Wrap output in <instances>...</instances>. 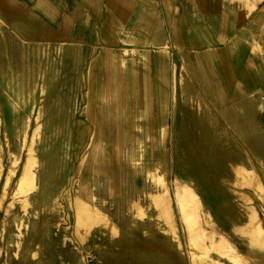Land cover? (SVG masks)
<instances>
[{
	"label": "rangeland",
	"instance_id": "374dc122",
	"mask_svg": "<svg viewBox=\"0 0 264 264\" xmlns=\"http://www.w3.org/2000/svg\"><path fill=\"white\" fill-rule=\"evenodd\" d=\"M13 1L24 4V19L28 25L38 18L47 31L58 32V40L19 38L12 27L18 24V18L0 10V44L10 54L19 53L11 46L14 43L24 44L27 49L40 44L41 78L45 82L44 85L37 77L38 87L32 103L27 91L22 93V98L18 97L15 84L19 72L12 66L4 67L8 82L0 84V150L4 165L0 197L13 160L11 155L20 154L22 164L26 158L22 136L17 135L19 128H14V121L23 115L31 118L27 129L29 143L37 126L35 118L39 110L42 113L40 127L47 117L50 118V127H56L58 118V172L61 171L58 181L63 184L58 188V208L40 211L39 217L35 216L37 210L31 209L26 217L19 208V201L16 202L19 217L24 216V223L30 230H21L19 239L16 224L12 225L5 237V245L1 239V225L5 216H12V212L5 215L11 197L0 206V264H137L133 251L138 249L143 253L150 250L155 238L167 244L181 264H190L172 198L176 182L190 185L199 195L202 216L207 214L210 217V224L205 226L207 232L215 231L216 237H223L240 250L246 264H258L256 257L249 256L251 248L246 238L236 234L234 227L245 222L248 207L256 210L264 226V203L255 191L237 184L234 169L240 167L248 172L254 171L264 185V0H143L142 14L149 16L146 22L140 20L135 11L140 7L131 4L133 0H128L131 5L113 0L111 14L114 18H109L106 13V1H102L100 12L95 14L77 13L76 8L82 6L79 0ZM214 6L224 16L233 17L236 24L240 23L233 34H226L221 16H214ZM242 8L245 11H241ZM76 15L81 20L88 15L98 19L87 23L90 29L82 41L69 38L72 23H77ZM146 29L150 30L149 35L151 29L159 31V44L148 41ZM102 33L104 38H97ZM239 37L242 38L240 44L232 45V41ZM218 55L229 56L232 63L241 62L242 70L251 74L241 73L242 78L254 84L249 86L251 92L246 88V93L241 91L245 85L237 79L231 88L228 87L230 73L233 77L240 72L238 62L235 66L232 64L233 72L228 73L225 62H221L222 67L218 65ZM48 62L54 65L55 77L49 73ZM51 80L55 83L53 90L47 87ZM244 120L254 122L250 133L238 128ZM47 135L48 132L44 137ZM206 135L217 143L221 152L218 153L223 155L222 169L213 181V188L187 173L186 147L193 146L201 162L205 163L202 142ZM80 137L84 139L81 145ZM97 144L117 153L122 169V177L119 173L104 181V193L103 170L96 167L98 150L94 146ZM77 156L84 157L80 170L81 161ZM64 159L67 171H62ZM147 171L165 179L169 186L180 248L171 236L164 233L165 225L148 206L149 201H145L144 187L147 192L151 191ZM83 176L94 200L105 201L106 214L111 215L118 227L116 236L99 225L85 241L77 240L72 210L75 193L70 192L71 180L67 183L66 180L79 178V185L83 187L86 186L81 181ZM127 181L133 185L131 191H139L129 196L132 199H127ZM112 184L117 188L110 190ZM38 194L35 193L32 199H37ZM137 195L146 210L144 220L127 212L130 200L137 201ZM243 196H247L250 202L244 203ZM43 219L48 220V226H40ZM237 220L241 223L234 224ZM34 222L39 223L40 228L36 225L37 231L31 233ZM126 231L135 237H126ZM18 240L20 250L15 246ZM34 253L36 257H32ZM259 253L264 254V249Z\"/></svg>",
	"mask_w": 264,
	"mask_h": 264
},
{
	"label": "bare ground",
	"instance_id": "6f19581e",
	"mask_svg": "<svg viewBox=\"0 0 264 264\" xmlns=\"http://www.w3.org/2000/svg\"><path fill=\"white\" fill-rule=\"evenodd\" d=\"M20 4H21L20 2L14 3V1L12 0H0V9L8 10V12H10V15L12 14V16L18 18L19 20L17 25L12 26L15 34L19 38H23V39L26 38L27 40L43 39L42 34H45V32H47L46 29H44L38 23L28 25V22L25 21L24 19L25 18L24 10L22 9ZM84 27L87 31L90 29V27L88 28V25H84ZM84 36H86L85 33L82 35L77 34L76 37L81 40L84 39L83 38ZM100 37L104 38V34L102 33L100 34V36L99 35L97 36V38ZM11 46H13L14 47L13 49L17 50L19 53L18 54L16 53L10 54V52L7 53L4 50V46L0 44V84H2V82L4 81L8 82L7 72H5V68H4L5 65H8L9 68H11L12 66L19 72V79L17 81V84H15L17 85V90L19 91L18 97L22 98V93L27 91L31 95L28 98H31L32 103H34V93L37 90L36 87H38L37 77L45 85V82L41 78L42 71L39 60L40 44H33V47L30 49L24 47L25 46L24 44L22 46L14 43ZM1 53L4 54V57L1 56ZM111 60L113 59L111 58ZM53 67L54 65L48 62L49 73L53 77H55L56 75L53 70ZM48 81H50V79ZM43 84L42 86L44 87ZM54 84L55 83L52 82V80L51 83L47 84L49 90L52 87H54L53 86ZM110 84H111V78L108 80V86H110ZM41 91L43 92L44 90L41 89ZM0 109H1V104H0ZM24 112H26V110H24L23 113ZM41 114L42 113L39 110L35 118V121L37 122L36 123L37 126L35 127L32 136L30 135L31 139L29 143L27 140V133H28L27 129L30 128L29 126L31 124V118L23 115V117L19 116L18 120L14 121L15 122L14 128H19L17 135L22 136V140H21L22 149L24 148L26 150L25 152L26 158L24 160V163L22 164L21 160L23 158L22 159L20 158L19 156L20 154L18 155L17 153L15 155H11L13 157V160L12 162H10L11 166L8 169L7 176L2 186L0 206L2 207L5 204L4 201H7L8 198L11 197V201H10L11 203L9 204V206L5 211V215L10 214L12 212V216L10 218L5 216V220L1 225V239L4 245L6 240L5 237H7V233L11 231L12 225L16 224L15 228H17V230L19 231L18 234L19 239L20 236L22 235L21 230L23 229L30 230L29 227L24 223L23 220L24 216L19 217L20 215L18 213V209L15 206L16 202L19 201L20 204L19 208L26 217H28L30 209L37 210L35 216L39 217L40 211H42L41 213H43L45 210H49L51 208L56 209V207L58 206V202H57L58 188L63 184L62 182L58 181L59 179L58 177L61 176V171L58 172V141H59L58 136H60L58 135V118L56 121L57 122L56 127H53L52 125H51L52 128L50 127L49 117H47L48 120L46 119L45 122L43 120L44 123L42 127H40L39 121L42 117ZM229 114L231 117H234L231 112ZM253 127H254V122H252L251 120L241 121L238 125V128L244 133H250L253 130ZM47 132L49 136L47 135V137H44V135H46ZM203 137L204 138L202 142V149L204 151L205 163L201 162L200 156L196 152V149L188 143L189 145H187L186 147L187 157H188L187 173L188 176L198 179L199 181H201L202 184L207 185L208 187H212L214 185L213 181L215 180V177H217V175L220 173V169H222L221 162L223 160V155L222 154L220 155L218 153L220 151H218L217 149V143H215L211 138L207 137V135ZM79 142H80L79 145L83 144L84 142L83 137L79 138ZM19 147H21V145ZM94 147H95L94 149L98 150L96 167H100V169L103 170V174H104L103 176L104 179H102L103 193H104L105 191L104 181H106L107 178L109 179L113 178L115 174L118 175L119 173L120 176L122 177V169L118 164L119 157L117 153H114L110 150L107 151L105 150V148H102L99 144L95 145ZM77 159L81 161L80 164L78 163L79 164L78 168L80 170L81 166L83 165L84 157L79 156ZM2 160L3 159L1 157V150H0V182H1L2 174L4 172V165ZM63 162L64 164L62 163V165H64V170L62 169V171H65L67 169L66 168L67 162L65 159L63 160ZM234 173L236 174L237 177V180L235 179L237 184L241 187H246L255 191L259 196V198L261 199V201L264 203V185L262 179H260L254 171L248 172L244 169H241L240 167H236L234 169ZM147 178L148 181L151 182V187H150L151 189L149 188L151 191L147 192L146 188L144 187L143 190L145 195V201L146 200L149 201L148 206L150 208L152 207L155 210L157 219L161 220L165 225L164 233L171 236L172 239L175 240V242H177V245L180 248L181 243L177 233L176 224L173 217V211L171 208V200H170L171 195L168 190L169 186L165 184L164 181L165 179L163 180L160 176L156 175V173L154 172H150L147 175ZM263 179H264V172H263ZM14 180H15V184H14ZM70 180L72 183L70 186L71 187L70 192L73 191L75 193L74 199L72 200V210L74 214V223H75L74 229L77 240L79 242L85 241L86 238L89 236L90 232L99 225L107 228L112 236H116L118 233V227L114 224L111 215L106 214L107 210L104 206L105 201L94 200L95 196L92 197V194L90 193L85 183L86 179L84 176L81 181L86 186L83 187L79 185V178L67 179L66 183ZM130 182L131 181H129L128 183L127 181L125 187V189L127 190V199H132L129 196H132L134 191H136V190L131 191L133 189V185H131ZM116 188L117 187L115 186V184L113 185V187L109 186L110 190ZM37 192H39L37 199L33 200L32 197ZM138 193L139 191H136L134 195ZM172 198H174L173 202H175L179 221L183 229L185 244L187 245L189 252L190 264H205L208 262L209 264H222L221 261H224L223 262L224 264H228V263L246 264L245 259H243V257L239 254L240 250L238 251L237 249H235V247L231 245L223 237L221 236L216 237L217 233H215V231L207 232L205 226L210 224L209 223L210 217L207 214L206 216H202V202L194 188H192L190 185H187L186 183L176 182ZM241 199L244 203L250 202V199L247 196H243L241 197ZM130 201H131L129 203L130 205H128L127 207V212L130 213L132 217L138 218L139 220H144L146 218V213H145L146 210L143 208L144 206H142L143 203H141L142 202L141 199H139L138 197L137 201L136 200L135 201L130 200ZM12 208H14V210H11ZM46 220L43 219L42 221L43 224L40 223V226L43 227L46 226L47 225ZM235 223L240 224L241 220L234 221V224ZM37 224L39 223L34 222L31 233L32 231L33 232L37 231V227L39 226ZM241 225L242 226L239 225L235 226L234 232L238 234L240 237L246 238L247 243L251 248V250L248 251L249 256L256 257L258 259L257 262L258 264H264V254L259 253L264 249V226H263V222L259 218V215L257 214L256 210L253 207H248L247 219L245 220L244 223H241ZM125 233H126L125 234L126 237L128 238L135 237V236L132 237L129 231H126ZM19 241L20 240L17 241L15 246L17 249L20 250L21 244ZM166 245L160 240H157L155 238L153 240L152 248L150 250L143 251V253H140L138 249L133 251L135 262L137 264H181L178 256ZM6 250L8 251V247L6 248ZM154 251H157L155 253H157L160 256L157 257V254H155ZM36 256H37L36 253L32 255V257H36Z\"/></svg>",
	"mask_w": 264,
	"mask_h": 264
},
{
	"label": "crops",
	"instance_id": "0c3cea01",
	"mask_svg": "<svg viewBox=\"0 0 264 264\" xmlns=\"http://www.w3.org/2000/svg\"><path fill=\"white\" fill-rule=\"evenodd\" d=\"M102 1H106V3L108 4V9H107L106 13H109V18H111V17L114 18L113 14H111L112 5L114 4L113 3L114 2L113 0H101V1H98V0H79L80 4L82 6L76 8L77 13H83V12L85 13V12H87L89 14H93V13L95 14L97 12H100V8H101ZM215 1H218V0H215ZM219 2H220V0H219ZM14 3H16V2H14ZM120 3H122L124 5H131V4L138 5L140 8L139 9H135V11H137L139 13L140 20H142L144 22L148 21V17L149 16L147 14H145V15L142 14V8H141V6H142V3H143V0H133L131 2V4L129 3L128 0H120ZM234 4L235 3H233L232 5H234ZM20 5H21V7H23L24 4L23 5L20 4ZM22 9L25 11V7L22 8ZM242 9H241V11H245V8H242ZM0 10L1 11H5V12H8V10H2V9H0ZM212 11L214 13V16L215 15H219L223 19V23L226 25L225 28H224L226 34H228V35L233 34V32H235V30L239 27V24L240 23L239 24H236V21H234V18L233 17L230 19L229 16H224L220 12L221 10H219V8L217 6H214V8L212 9ZM75 18L78 21L76 20L77 23H72V27H73L72 29L73 30L70 32V36H69L70 39H75V38L78 39L76 37L77 34H80V35H82L84 33L87 34V32H86L87 30L85 29L84 25H88L87 23H90L92 20H95V21L98 20L96 17L95 18L89 17V15L82 17V20L83 21L80 19V17H78V15H76ZM79 20H80V22H79ZM36 23H38L39 25H41L43 27L42 22H40V20L38 18H37V20H35L34 23H31V24H36ZM83 23H86V24H83ZM89 27H90V25H88V28ZM175 28H177V27H175ZM146 30H147V32H145V34H146L145 37L148 38V41L151 42V44H159L158 42L160 41V37H161L159 35V31H157L155 29H153V30L151 29V33L152 34L149 35L147 33L148 32L150 33V30L149 31H148V29H146ZM241 36H244V33H241ZM42 37H43V39H46V40H48V39L49 40H52V41L58 40V32H49V31H47V32H45V34H42ZM83 38H85V36ZM43 39H41V40H43ZM78 40H80V39H78ZM241 40H242L241 37H239L237 39H234L232 41V45L233 44L234 45H239L240 42H241ZM80 41H82V39ZM217 57H218V65H220L222 67V63L221 62H225L228 65V67H227L228 68V73H229V71L233 72L232 70H233V68L235 66V63L238 62V60H236L235 63H232V59L229 56L225 57L224 55H218ZM236 65H237V63H236ZM242 67H241V62H238V69H239L240 72H239V74L236 73L237 75H235V76L233 75V77L231 76V73H230V75H229V81H228V87L230 86L229 88H231L232 85H233V83H234V81H236V79H237V80L241 81L242 84L245 85L244 87L241 88V91H243L244 93H246V91L244 90V88H246V89H249V92H251L250 87L252 85H254V84L252 82H250L249 79H248V81H249L248 82L245 78H242L241 77V76H243L242 74H246L247 76H250L251 74H249L247 72V70L246 71L245 70H242ZM230 78H231V80H230Z\"/></svg>",
	"mask_w": 264,
	"mask_h": 264
}]
</instances>
